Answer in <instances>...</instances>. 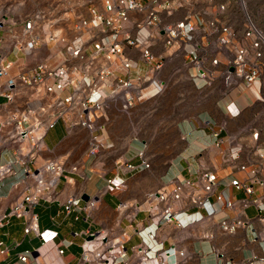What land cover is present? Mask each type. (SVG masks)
<instances>
[{
    "label": "crops",
    "instance_id": "crops-1",
    "mask_svg": "<svg viewBox=\"0 0 264 264\" xmlns=\"http://www.w3.org/2000/svg\"><path fill=\"white\" fill-rule=\"evenodd\" d=\"M78 4L79 0H0V39L6 42L10 35L20 34L21 21L29 13L42 10L53 17L59 11L71 12ZM141 17L130 14L131 21ZM155 54L163 63L158 73L163 85L160 94L138 101L128 113L119 111L121 102H115L98 123L100 128L93 131L59 119L46 133V150L39 160H56L63 172L53 198L40 200L32 210L39 235L24 233V219L5 221L0 241L9 250L0 257V264H81L83 255L87 261L82 264H98L97 255L100 264H264V185L253 184L250 198L259 201L258 208L236 204L219 210L215 206L218 210L212 217L199 221H190L189 216L204 214L197 205V199L204 197L202 186L179 185L198 171L214 173L220 184L216 194L236 201L244 195L228 186L231 180L242 181L252 171L264 183V159L256 155L251 140V128L264 121L259 103L264 88L254 85L225 97L221 84L201 89L199 81L193 83L176 48ZM135 61L137 70L132 74H144L143 63ZM110 93L105 87L104 97ZM6 110L3 106L2 114ZM205 121L224 124L219 149L212 146ZM93 137L101 147L90 156L87 151ZM235 146L241 152L230 161L228 150ZM139 151L144 152L149 168L118 172L122 182L107 183L117 164H137ZM12 159L11 153L0 151V164ZM240 166L245 170L239 171ZM12 181L6 178L0 186V213L17 197ZM163 194L167 199L161 201ZM71 197L80 199L79 208L66 212L64 205ZM90 200L94 206L84 210ZM208 201L215 199L211 196ZM167 208L172 215H181L179 223L162 219ZM239 215L249 224L230 234L219 228L223 218ZM21 255H27L25 262L19 260Z\"/></svg>",
    "mask_w": 264,
    "mask_h": 264
},
{
    "label": "built area",
    "instance_id": "built-area-1",
    "mask_svg": "<svg viewBox=\"0 0 264 264\" xmlns=\"http://www.w3.org/2000/svg\"><path fill=\"white\" fill-rule=\"evenodd\" d=\"M200 3L199 8L194 7ZM200 3L79 0L71 12L59 11L53 17L42 10L29 13L21 21L20 34L10 35L6 42L0 39V151L11 153L13 158L0 164V186L6 178H12L10 187L17 191L8 210L0 213V229L7 219L15 217L24 219L25 234L39 235L32 210L40 200L53 198L63 172L58 161L39 160L46 150V133L59 119L67 120L69 126L77 124L93 131L115 102H121L119 111L128 113L138 101L160 94L163 85L158 81V73L163 63L155 54L159 49L176 48L182 52V65L189 79L193 83L199 81L201 89H214L221 84L228 97L233 91L250 90L254 85L264 88V0ZM132 13L142 15L141 19L131 21ZM135 58L145 67L142 75L131 72L137 70ZM105 87L111 89L109 98L104 97ZM259 103L264 108V94ZM3 106L6 114H2ZM203 125L209 128L212 146L219 149L224 124L205 121ZM96 139L92 138L87 151L90 156H95L101 147ZM251 140L256 155L264 159V121L251 128ZM240 152L239 146L230 148L228 159L235 161ZM137 158V164H117L114 177L107 183H121L118 172L149 168L143 151L137 153ZM245 168L240 166L239 171ZM254 183L264 185L252 171L242 181L231 180L228 186L244 195L236 201L216 194L220 184L214 173L198 171L179 185L202 186L204 197L197 199V205L204 214L189 216L190 221H199L236 204H253L258 208L259 201L250 198ZM178 188L173 192L174 198L178 197ZM211 196L214 203L208 201ZM166 199L167 195L159 196L161 201ZM79 203V198L71 197L64 210L77 209ZM93 206L94 201L90 200L84 210ZM215 206L217 210L213 209ZM180 216L172 215L167 208L162 219L179 223ZM247 224L249 221L241 215L225 217L219 228L230 234ZM8 250L5 242L0 241V257ZM96 257L100 264L101 257ZM19 260L25 262L27 255H21ZM85 261L83 255L81 264Z\"/></svg>",
    "mask_w": 264,
    "mask_h": 264
},
{
    "label": "rangeland",
    "instance_id": "rangeland-1",
    "mask_svg": "<svg viewBox=\"0 0 264 264\" xmlns=\"http://www.w3.org/2000/svg\"><path fill=\"white\" fill-rule=\"evenodd\" d=\"M253 4H254V2H253ZM253 6V5H252ZM252 9H254V6L252 7ZM50 136H51V133L49 134V136H48V138H47V142H50Z\"/></svg>",
    "mask_w": 264,
    "mask_h": 264
},
{
    "label": "water",
    "instance_id": "water-1",
    "mask_svg": "<svg viewBox=\"0 0 264 264\" xmlns=\"http://www.w3.org/2000/svg\"><path fill=\"white\" fill-rule=\"evenodd\" d=\"M82 200H84V201L87 200V197H83Z\"/></svg>",
    "mask_w": 264,
    "mask_h": 264
}]
</instances>
